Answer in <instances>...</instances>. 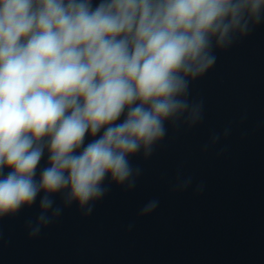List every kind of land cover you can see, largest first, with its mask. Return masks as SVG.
<instances>
[{
  "label": "clouds",
  "instance_id": "9594fccd",
  "mask_svg": "<svg viewBox=\"0 0 264 264\" xmlns=\"http://www.w3.org/2000/svg\"><path fill=\"white\" fill-rule=\"evenodd\" d=\"M261 23L264 0H99L95 8L92 0H0V216L43 191L29 225L36 236L62 212L54 194L90 215L109 174L134 189L141 170L129 157L150 158L166 122H202L190 83L215 66L214 48H231ZM46 148L50 166L37 182ZM5 167L13 170L3 176ZM157 206L150 201L142 214Z\"/></svg>",
  "mask_w": 264,
  "mask_h": 264
},
{
  "label": "water",
  "instance_id": "95a60500",
  "mask_svg": "<svg viewBox=\"0 0 264 264\" xmlns=\"http://www.w3.org/2000/svg\"><path fill=\"white\" fill-rule=\"evenodd\" d=\"M214 53L215 66L189 86V100L203 101L201 123L166 122L150 158L129 157L141 170L135 188L109 174L90 215L54 194L62 212L33 236L41 191L31 206L0 216V264H264V23ZM102 134L89 131L84 145ZM48 166L46 148L37 182ZM152 200L158 206L142 214Z\"/></svg>",
  "mask_w": 264,
  "mask_h": 264
}]
</instances>
